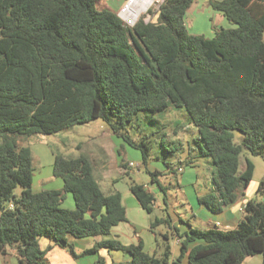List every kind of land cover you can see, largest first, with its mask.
<instances>
[{"label":"trees","instance_id":"1","mask_svg":"<svg viewBox=\"0 0 264 264\" xmlns=\"http://www.w3.org/2000/svg\"><path fill=\"white\" fill-rule=\"evenodd\" d=\"M99 1L0 0V253L13 248L23 264H49L42 237L74 257L122 250L131 255L129 264H178L185 256L188 264H243L263 253L264 181L236 228L191 229L174 260L167 242L161 254L117 239L77 253L70 237L107 235L127 219L121 192H105L84 155L57 154L53 175L63 179V188L33 190L30 137L97 119L140 148L146 167L151 145L128 135L143 110H187L198 130L197 156L210 157L214 166L213 191L198 198L213 212L235 202L253 180L249 158L239 171L243 150L264 158V0H212L235 25L216 28L213 37L188 30L195 0H164L156 20L141 19L132 27L117 12L99 9ZM234 129L242 133L241 143L234 141ZM165 162L175 174L182 167ZM148 172L165 191L163 174ZM129 186L139 205L152 212L154 194L136 180ZM67 193L74 210L62 206ZM162 223L170 225V219L155 218L151 227ZM95 264L107 263L100 257Z\"/></svg>","mask_w":264,"mask_h":264},{"label":"crops","instance_id":"2","mask_svg":"<svg viewBox=\"0 0 264 264\" xmlns=\"http://www.w3.org/2000/svg\"><path fill=\"white\" fill-rule=\"evenodd\" d=\"M196 2L197 0H195L189 8L187 15ZM226 23L230 26H227ZM217 24L226 25L224 28L232 27L226 17L225 20L222 18ZM214 26L217 27L218 25L216 26L214 24L213 27ZM214 34L215 32L211 34V37H213ZM101 127L102 135L94 137L92 140V145L97 152L98 160L96 163H93L91 160L90 162L93 165L94 175L99 180L101 187L105 192L114 190L121 192L123 204L126 207L127 219L113 226L110 233L107 235L86 236L80 238L70 237V241L73 243L75 250L79 254L86 249L93 247L97 242L105 239H117L126 245L142 244L145 251L158 254L163 252V244L167 242L171 246L172 260H174L179 255L181 237L184 233L189 232L191 229L205 230L212 227H218L223 230L234 229L237 227L238 222L242 217L240 209L245 206L249 199L257 198V190L254 193L256 195H254L252 193H247L248 189H246L241 195H239L235 202L226 206L221 212H213L204 203L199 201L198 198L204 194H199L196 191V194L192 193L193 196H191L185 192L186 190L184 189L186 187L183 188L184 185L181 183L185 181L184 179L188 174V171L185 170V166L188 165L182 164V167L178 169L181 173V177L177 178V185L168 186L161 182L162 186L166 189L164 191L152 181L148 171H160L163 175H165L172 170L167 166L166 162H163V167L160 165L158 166L157 164L153 165V163L149 161L148 165L145 167L142 163V158H138V156L134 153H130V156L132 155L134 158H124L120 149L123 147L126 148V142L115 135L110 130L108 125H102ZM54 159L55 157L53 158V164ZM130 161L143 165L145 172L147 173V177H144V171H140V167L136 170L130 167L129 169L120 167L121 163ZM189 161H191L190 165L196 164V159H190ZM131 175L140 176L146 189L153 193L156 197L155 206L152 212H148L139 205L137 199L131 193L128 183L126 184L124 190L118 187V184L123 181L125 176L131 177ZM162 176L160 178H162ZM49 182L50 184L46 185V183ZM103 185L105 186L103 187ZM63 186V179L55 177L53 175V169L48 177L40 180L37 187L34 186L33 179V190L35 192H39L44 189H62ZM181 192L186 196L183 200L179 199ZM70 194L71 195L66 194L65 200H67V203H65L64 200L62 206L64 208L74 210L76 208V203L72 193ZM189 194H191V191H189ZM165 197L166 200H164ZM177 207H182V209L179 211ZM155 210H158L161 213L159 214L160 216L155 215ZM155 218H169L170 225L162 223L152 228L151 222ZM165 234L169 236V239L161 241L160 238ZM194 244L196 243H192V245ZM40 245L43 249L48 250L47 258L50 264H95L96 260L100 257L103 258L107 264H129L131 261V255L122 250H109L108 248H101L98 253L74 257L66 248L55 244V242L49 238H40ZM0 257L2 260L5 258V264H23L17 257L13 248L9 249L6 254L0 253ZM250 258H253V256L247 257L243 264H245L247 260H250ZM250 262V264H258L257 262L254 263L253 259H251ZM178 264H188L187 256H185Z\"/></svg>","mask_w":264,"mask_h":264},{"label":"rangeland","instance_id":"3","mask_svg":"<svg viewBox=\"0 0 264 264\" xmlns=\"http://www.w3.org/2000/svg\"><path fill=\"white\" fill-rule=\"evenodd\" d=\"M128 1L129 0H100L97 6L99 9L108 8L117 12L120 16V11L123 9L125 4L128 3ZM163 1L164 0H157L146 13L142 14L137 22L141 19L146 21L156 20L157 16L155 14ZM211 1L212 0H197L196 4L193 5L187 15L188 18H186L189 32L211 37V34L215 32L216 28H223L226 25L230 26L227 23L226 25L217 24L222 18L225 20V16L222 11L213 8ZM123 21L131 27L137 23L136 22L132 25L128 20L123 19ZM214 24L218 26L213 27ZM230 24L232 27L235 26L232 23ZM102 125L107 126V123L102 119H97L82 124H75L52 134H33L30 137L29 142L26 144H28L33 151V162L35 168L34 186L37 187L40 180H43L50 175L53 169V158L57 154H61L67 158L84 155L93 163H96L98 155L92 145V140L94 137L102 135ZM197 134V127L190 120L189 114L184 107H170L169 110L158 113L143 110L135 116L128 127V135L133 140L139 141L142 138H146L148 140L151 145L149 161L152 162L153 165L157 164L158 166L160 165L164 167L163 162L165 160H169L174 165V168H178L181 164L187 165L186 159H196L195 165L189 164L188 166H185V170L188 171V174L184 179L185 181L181 183L184 185L183 188L186 187L184 189L186 190L185 192L191 196H193L192 193L196 194V191L199 194L205 195V193L207 194L208 192L213 191L214 187V166L211 158L197 156L198 150L197 143L195 142ZM233 134L234 141L241 143L242 133L234 129ZM121 139L123 140V138ZM176 145H179V149H175ZM141 151L142 150L140 148L131 146L130 144H127V142L126 148L123 147L120 149L124 158H134L132 155L130 156V153H134L138 156V158H142ZM246 158L252 160L255 166L253 180L249 187L246 188L248 189L247 193L254 194L260 181H264V158L261 155H254L250 153L245 148L240 157V172H242L246 166ZM123 163H121L120 167L129 169L127 167H123ZM140 171H144V177H147V173L145 172L143 165H140ZM180 177V172L175 174L170 171L163 175L160 180L163 184L168 186H176L177 178ZM132 180L142 183V178L140 176H125L123 181L118 184V187L124 190L126 184H130ZM47 184H50V182L46 183V185ZM104 186L105 185H103V187ZM21 190V187H17L15 192L20 194ZM189 191H191V194H189ZM67 194L71 195L70 193ZM256 194V197L259 198L258 192H256ZM185 198L186 196L181 192L179 199L183 200ZM65 203H67V200H65ZM177 209L180 211L182 207H177ZM155 211V215L160 216L159 214L161 213L158 210ZM160 240L163 241L165 239L161 237ZM251 259H253L254 263L257 262L258 264H263L264 252L253 256V258L247 260L245 264H250ZM4 261L5 258L2 260L0 257V264H5Z\"/></svg>","mask_w":264,"mask_h":264},{"label":"bare ground","instance_id":"4","mask_svg":"<svg viewBox=\"0 0 264 264\" xmlns=\"http://www.w3.org/2000/svg\"><path fill=\"white\" fill-rule=\"evenodd\" d=\"M157 0H132L122 10V15L134 24ZM148 14V13H147Z\"/></svg>","mask_w":264,"mask_h":264},{"label":"built area","instance_id":"5","mask_svg":"<svg viewBox=\"0 0 264 264\" xmlns=\"http://www.w3.org/2000/svg\"><path fill=\"white\" fill-rule=\"evenodd\" d=\"M129 1H132V0H129ZM129 1H128V3H129ZM128 3H126L125 4V6L128 4ZM124 6V7H125ZM124 7H123V9H124ZM122 9V10H123ZM122 10L120 11V13H121V15H122ZM122 19H125V17L122 15ZM126 20V19H125ZM135 24V23H134ZM128 166L130 167V168H132V169H139V167H140V165L137 163V162H134V161H130L129 163H128ZM11 206H12V204H11ZM242 212L244 211V207H242L241 209H240Z\"/></svg>","mask_w":264,"mask_h":264},{"label":"water","instance_id":"6","mask_svg":"<svg viewBox=\"0 0 264 264\" xmlns=\"http://www.w3.org/2000/svg\"><path fill=\"white\" fill-rule=\"evenodd\" d=\"M120 17L123 18L122 15H121V13H120ZM132 25H134V24H132Z\"/></svg>","mask_w":264,"mask_h":264}]
</instances>
